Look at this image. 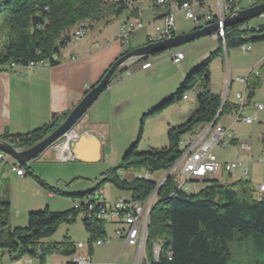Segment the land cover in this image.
I'll use <instances>...</instances> for the list:
<instances>
[{
  "label": "trees",
  "instance_id": "1",
  "mask_svg": "<svg viewBox=\"0 0 264 264\" xmlns=\"http://www.w3.org/2000/svg\"><path fill=\"white\" fill-rule=\"evenodd\" d=\"M187 0H174L181 4ZM252 4L264 0H250ZM127 9L124 0H5L0 3V14L7 24V41L0 52V71L9 70L10 63L25 65L28 62L45 61L48 65L58 64L60 50L73 39L78 29H90L97 24L106 25ZM39 25V28L36 26ZM219 46L210 55L186 74L180 86L158 106L141 115L140 130L122 156L119 165L123 170L143 169L150 174L168 170L182 153L181 141L185 134L194 135L208 126L216 117V123L237 107L209 90V63L212 57L222 55L228 49L264 41V23L252 25L249 21L231 25L224 29ZM250 46V45H249ZM131 49L125 50L129 51ZM122 53V54H123ZM120 54V55H122ZM148 57L141 60H147ZM264 82V64L257 75L249 73L245 87L249 98L253 90ZM200 85L195 97L196 107L181 124L169 126L166 131V146L138 150V140L143 129L144 118L159 114L171 104L182 99L185 91ZM245 106V103H244ZM69 111L53 114L48 123L25 134H10L5 131L0 139L13 147L25 149L40 141L53 131ZM47 192L57 190L36 175L27 164L20 165ZM110 181L118 189L129 191L134 201L144 200L155 188L150 178L134 177L119 179L114 169L103 175L101 181ZM205 186L199 191L186 192L176 188L169 176L157 191L149 213L146 252L150 264H264V193L247 180L221 182L216 178H205ZM0 190L6 191L5 182ZM98 187L79 193H60L70 198L94 195ZM74 206L64 211L42 209L30 210L24 226H11L10 203L0 200V249L6 250L13 259L23 255L37 256L40 264L46 254L71 255L75 245L66 240L41 242L49 237L62 221H73L82 212V224L89 233V242L106 237L105 222L84 212L86 206ZM159 241L160 254L157 260L150 258L151 246ZM239 249L242 253H237ZM39 251V252H38ZM245 255V257L243 256ZM169 255V256H168ZM241 257H238V256ZM71 260L66 264H71Z\"/></svg>",
  "mask_w": 264,
  "mask_h": 264
},
{
  "label": "rangeland",
  "instance_id": "2",
  "mask_svg": "<svg viewBox=\"0 0 264 264\" xmlns=\"http://www.w3.org/2000/svg\"><path fill=\"white\" fill-rule=\"evenodd\" d=\"M3 1L5 0H0V3ZM236 1L235 10L252 4L250 0ZM3 17L4 14L1 13L0 52L3 51L4 44L7 41V24ZM140 17L141 22L144 23L148 18L145 14H141ZM121 18L119 16L110 21L111 25L109 27H114ZM175 21L176 33L187 32L193 26L192 22L184 19L182 13L175 14ZM249 23L257 25L264 23V19L255 17ZM146 30H149L148 25L144 29L140 27L136 30L135 35L124 45L125 50L139 47L143 40L139 36L142 31ZM246 45H250L251 49L249 51H244L242 47L231 48L227 50L226 55L223 51L222 55L212 57L209 63V90L219 94L221 97L226 96L229 102L235 104H239L237 99H235V92L241 87L237 80L242 78L246 81L249 73L257 75L260 65L264 64V41ZM218 46V39H213L210 35L204 36L179 47L148 56L147 60L152 63L149 70L140 69V62L135 63L133 61V64L127 66L125 70H122L123 68L121 67L115 71L109 86L120 82V85L133 86L136 89V92H127L120 99L119 106L122 111L119 112V117L115 118L110 113H106L101 116L99 122L95 117L90 116V108L81 117L84 119L85 126L97 128L100 133H103L108 138V141L106 139L104 142L101 158L98 161L89 162L87 165L75 160H54L52 159L54 151L52 147H49L32 159L33 161L39 159L44 164L41 166L43 168L40 171L41 175L39 173L35 174L57 190V192L53 193V197L46 200L39 209L45 206L51 211L70 209L76 202L86 200V197L72 199L68 195L60 193H79L95 187H98V190L102 192L100 199H105L106 201H111L118 196L124 199L130 198L131 193L129 191L118 189L110 181L101 180L104 174L111 172L113 169L114 175L119 179H132L139 173H144L143 169L123 170L119 167L123 154L137 140L140 130L141 115H136V113L132 112V105L139 103L146 91L151 97H155L156 105L154 107L158 106L176 91L184 76L206 59ZM176 51H182L184 54V58L178 64H174L170 58ZM62 52L63 49L60 50V53ZM200 90V85H196L185 91L186 99H180L159 114L144 118L143 129L138 140V150L144 151L151 147L162 148L166 146V131L168 127L179 125L190 116L196 107L195 97ZM247 97L248 92L245 94V107L242 116L250 117L251 121L246 123L241 118L234 120V115L231 113L224 114L218 123L229 129L234 138L227 137L225 139L227 142L226 146L215 145L212 149L219 162H234L237 163V166L230 172L219 170L205 177L206 179L214 176V178L223 183L242 179L249 181L254 187L261 182L264 183V82L253 90L249 98ZM93 104L91 105L92 107L96 105ZM256 104L262 105L261 109H258ZM124 109L125 114L123 113ZM99 123L103 124V127H98ZM183 138L187 140L192 138V135L185 134ZM5 157L9 158L7 155ZM8 168L9 165L6 164L4 169L8 170ZM166 173L167 170L153 172L150 175V179L157 183L165 177ZM27 177L29 176L27 175ZM205 178L192 179L187 181L186 185L192 187L195 192L199 191L206 184ZM173 179L176 183L179 181L177 176L173 177ZM42 189L46 191L44 188ZM82 217V212H78L73 221L60 222L56 230L49 237L42 239L41 242L47 244L49 242H59L66 238L73 245L81 243L84 247L79 249L80 251L75 250L71 255L62 253L46 254L42 264H66L74 256H90L94 262H115L117 260V264H133L135 258L134 248L123 246V240L115 233L118 223L107 220L105 222V240L102 244L95 245L94 240L89 242V233L82 224ZM91 243H93L92 247H90ZM236 252L242 253L239 249ZM243 256L245 257L244 254ZM238 257L241 256L239 255ZM29 259L31 262H29ZM0 264H40V261L37 256L28 255L13 259L9 253L0 249Z\"/></svg>",
  "mask_w": 264,
  "mask_h": 264
},
{
  "label": "crops",
  "instance_id": "3",
  "mask_svg": "<svg viewBox=\"0 0 264 264\" xmlns=\"http://www.w3.org/2000/svg\"><path fill=\"white\" fill-rule=\"evenodd\" d=\"M124 1L127 9L114 17V19L122 17L114 27H109L110 22L106 25L97 24L87 29L84 36L71 39L63 48V52L59 53L58 64L54 66L46 64L30 69L18 65L9 70L0 71V135L5 131L10 134H25L48 123L53 114L70 111L84 93L99 81L113 61L125 51L124 46L116 41L121 21L125 19L141 21V14L147 15L145 23L142 22L144 25L142 28L148 25L149 30L141 32L139 37L143 40L139 45L148 43V37L153 35L155 24L165 12V8L154 5V0ZM209 7L212 10L214 4L209 3ZM131 64L133 63L124 64L122 70ZM238 84L241 87L235 93L243 88L242 83L238 82ZM108 88L94 102L96 105L93 104L94 106L89 109L90 116L95 117L99 122L101 116L106 113H110L115 118L119 117L118 114L122 111L119 106L120 99L127 92H136L135 87L120 85V82ZM155 105V97H151L145 91L142 100L132 105V112L142 115ZM83 120L81 118L74 126L78 135H89L82 140L79 153L85 157L96 155V161H98L102 156L104 142L106 139L108 141V138L97 128L85 126ZM98 127H103V124L99 123ZM5 156L3 154V158H0V182H5L6 191L0 190V200L8 199L10 203L11 226L25 225L27 213L41 208L46 200L53 197V194L44 191L26 174L16 175L15 171L11 170V165H17V163ZM52 159L62 160L57 157L55 151ZM78 162L83 165L89 163ZM6 164L9 165L8 170L4 169ZM26 164L34 173L41 175L40 171L43 169L41 166L44 164L39 159Z\"/></svg>",
  "mask_w": 264,
  "mask_h": 264
},
{
  "label": "built area",
  "instance_id": "4",
  "mask_svg": "<svg viewBox=\"0 0 264 264\" xmlns=\"http://www.w3.org/2000/svg\"><path fill=\"white\" fill-rule=\"evenodd\" d=\"M154 5L165 8V12L155 24L153 35L148 37V42H155L163 39H168L176 35L175 30V14L182 13L184 19L192 22V27L202 28L210 25L214 22H221L224 17L235 10L237 4L236 0H187L181 4H177L174 0H154ZM209 3L214 4V8L211 10ZM260 19H264V12L257 16ZM142 27L141 21H132L125 19L121 22L118 28V34L116 41L119 45L124 46L135 35V31ZM39 28V25L36 26ZM87 33L85 29L78 28L73 32V38L82 37ZM212 38H223V31L219 29L214 32ZM244 51H249L250 46H242ZM174 64H178L183 58L182 51H176L170 56ZM140 69H149L152 63L147 60H141ZM45 61L28 62L25 65H20L26 69L35 68L38 66L46 65ZM18 66L15 63L8 64V69ZM243 84L241 91L236 93L235 99L239 102L237 107L231 110V114L234 115V120L240 118L246 123L251 121L250 117L242 116L245 103V94L247 89L245 87V80L240 78L237 80ZM184 94L182 99H186ZM225 99V98H224ZM258 109H261L262 105L256 104ZM203 130V131H202ZM77 133H65L54 144H52L53 151L56 152L57 157L62 160L70 159L69 142L74 139ZM234 138L229 129L223 126L214 124L208 125L206 128L196 132L192 138L181 141L182 153L180 157L173 163V165L167 170L168 177H179V181L175 183L176 188L188 191L192 190V187L186 185L187 181L192 179L205 178L210 174H214L219 170L230 172L236 168L237 163H222L219 162L216 156L213 154L212 149L215 145L226 146V138ZM62 148H66L65 152ZM0 158H3V153H0ZM11 170H14L16 175H24V169L17 165H11ZM150 173L144 171L139 173L138 178H150ZM166 176V175H165ZM165 177L156 183L154 190L141 201H134L132 199H124L123 197H115L111 201L100 199L101 191H97L92 196H88L83 201L86 206L84 214L87 217H94L96 219L106 222L110 220L118 223V227L115 229L116 235L123 240V246L134 248L135 258L133 264H150L147 258L146 252V239H144V230L148 229L146 226V210L149 209V202L157 199V191L165 181ZM259 193L263 194L264 183H260L256 186ZM80 202L74 204L75 208L80 207ZM105 239L94 240L95 245H100ZM93 243L90 244L92 247ZM84 246L81 243L75 245V250L82 249ZM159 247V241H154L151 246L150 258L156 259V249ZM39 252V251H38ZM90 254V253H88ZM169 256V255H168ZM29 262L31 260L29 259ZM71 264H117L115 262H94L90 256H74L71 259Z\"/></svg>",
  "mask_w": 264,
  "mask_h": 264
},
{
  "label": "water",
  "instance_id": "5",
  "mask_svg": "<svg viewBox=\"0 0 264 264\" xmlns=\"http://www.w3.org/2000/svg\"><path fill=\"white\" fill-rule=\"evenodd\" d=\"M264 12V2L258 4H251L248 7L240 8L232 11L226 15L224 19L219 22L211 23L202 28L192 27L191 30L183 33H177L173 37L163 39L155 42H148L139 47L126 51L113 61L108 67L99 81L88 89L80 101L69 111L63 121L48 135L36 142L34 145L25 148L17 149L10 143L0 139V152L13 159L18 165L26 164L32 159L36 158L39 154L44 152L47 148L51 147L62 135L65 133H76L74 126L77 121L83 116V114L91 107V105L98 99V97L108 88L110 82L113 79L115 71L120 69L124 64L128 62H136L142 58L152 56L161 51L176 48L185 43L194 41L200 37L211 36L214 32L224 29L231 25L241 24L257 17ZM224 102V97L221 99V106ZM220 112V111H219ZM218 112V114H219ZM209 124L210 126L216 123V118ZM89 137L87 134L77 135L73 140L69 142L70 159L81 162H95L97 156L85 157L79 153L81 142L84 138ZM168 178L166 174L165 179Z\"/></svg>",
  "mask_w": 264,
  "mask_h": 264
},
{
  "label": "bare ground",
  "instance_id": "6",
  "mask_svg": "<svg viewBox=\"0 0 264 264\" xmlns=\"http://www.w3.org/2000/svg\"><path fill=\"white\" fill-rule=\"evenodd\" d=\"M6 67H8V65ZM64 149H66V148H64ZM263 193H264V191H263ZM153 202H154V200L149 202V209L146 210V226H148V223H149V213H150L151 207L153 205ZM144 239H147V230H144ZM159 254H160V244H159L158 249H156V259L158 258Z\"/></svg>",
  "mask_w": 264,
  "mask_h": 264
}]
</instances>
